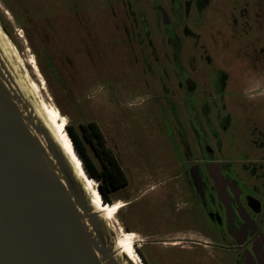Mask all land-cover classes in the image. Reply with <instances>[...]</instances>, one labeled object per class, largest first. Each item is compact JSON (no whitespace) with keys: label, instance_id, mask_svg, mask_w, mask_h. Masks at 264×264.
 Listing matches in <instances>:
<instances>
[{"label":"flooded vegetation","instance_id":"obj_1","mask_svg":"<svg viewBox=\"0 0 264 264\" xmlns=\"http://www.w3.org/2000/svg\"><path fill=\"white\" fill-rule=\"evenodd\" d=\"M0 1L12 5L14 17L25 26L39 19L51 21L45 14H35L37 0ZM53 1L61 10L66 5L67 12L69 4L70 14L57 19L69 20L66 27L74 24L76 37L84 42L85 32L92 29L85 24V13L72 15L71 7L79 0ZM222 1L121 0L118 9L128 24L123 28L113 15L131 61L141 66V80L155 98L154 111L163 119L157 118L159 133L167 136L174 149L172 158H159L165 173L161 172L158 183L160 196L152 203H158L164 221L156 220L160 223L157 230L136 244L143 264L155 257L173 264H264V124L258 121L264 99L246 97L232 80L231 71L216 68L213 60L218 40L228 39L232 45L225 48L231 49L228 55L240 59L257 78L255 74L264 67V45H260L264 41V0L237 2L243 3L238 14L224 13L219 19ZM55 14L59 15L57 10ZM4 19L0 12V26L9 37L11 24ZM214 19L224 26L217 34L212 33L214 27L211 32L205 27ZM38 37L34 32V38ZM241 47L252 49L243 52ZM68 54L65 50L69 63ZM203 68L205 78L199 80L195 75ZM157 92L162 93L160 99ZM260 94L264 96V88ZM242 135L244 159L234 164L225 157L224 140L231 147L233 138ZM176 167L179 171L175 172ZM196 209L201 210L199 216ZM163 222L172 230L164 231ZM186 224L204 227L205 233L177 229Z\"/></svg>","mask_w":264,"mask_h":264},{"label":"rangeland","instance_id":"obj_2","mask_svg":"<svg viewBox=\"0 0 264 264\" xmlns=\"http://www.w3.org/2000/svg\"><path fill=\"white\" fill-rule=\"evenodd\" d=\"M240 1L242 0H223L219 7L220 17L217 18L225 17L224 13L238 14L243 5H238L237 2ZM244 1L251 4L254 0ZM53 2L36 1L38 12L35 14H45V18L51 21L39 19L31 23V26H25L14 17L12 5H4L0 1V12L4 14L5 22L11 24L9 29L12 35H9L8 39L20 56L19 72L24 78L29 75L28 77L41 87L42 98L50 107L59 109L60 114L65 117L66 127L69 125L79 130L81 124L95 122L102 129L109 147L120 160V165L130 181V185L112 195L114 202L121 201L124 204L115 220L143 240L147 233L157 230L155 228L160 223L156 220L164 221L163 213L157 208L158 203L152 201H156L161 193L158 183L163 177L161 172L164 171L163 162L161 163L159 158L163 161L172 158L174 149L166 139L167 136L159 133L157 118L161 122L163 119L154 111L155 98L150 94L145 81L141 80L144 76L141 66L131 61L132 54L124 47V36L114 22L116 19L122 28L128 26L118 9V2L121 0H79L73 3L72 15L81 16L85 13V24L88 29H92L85 32L84 42L76 37L74 24L66 27L69 20L57 19L62 14H70L69 4L67 12L66 5H63L61 10ZM58 2L61 5V1ZM56 10L58 16L55 14ZM49 26L53 31L49 30ZM205 27L209 32L214 27L215 31L212 33L216 34L217 30H224L220 20L215 19L209 20ZM94 28L97 32H94ZM34 32L39 36L38 39L34 38ZM235 42L234 47L237 50L238 42ZM242 42L246 43L245 40ZM227 45L232 46L228 39L218 40L219 49L213 58L216 68L230 70L232 80L241 87L246 97L264 99L260 94V90L264 88V67H260L259 73L255 74L257 78H254L252 69L248 66L245 68L246 65L236 56L228 55L231 49L225 50ZM260 45H264V41ZM240 49L243 52H251L252 48ZM65 50L70 52L67 55L71 60L69 63L64 55ZM33 62L37 64L40 74L35 71ZM204 73L203 68L195 76L200 80L205 78ZM157 93L160 99L162 93ZM62 109L65 112H62ZM258 121L264 124V109L260 111ZM66 133L69 136L68 131ZM244 137L245 135L234 137L231 147L225 144L224 138L225 157L234 164L244 159L241 151L246 146L241 140ZM70 141L72 142L71 138ZM244 151L249 152V149L245 148ZM176 171H179L177 167ZM130 201L134 203L129 205ZM196 211L199 216L201 210ZM107 224L113 240H116L117 225L112 220H107ZM162 229L172 230L166 222H163ZM177 229H193L205 233L204 227L193 224H186ZM136 250H139L138 247ZM150 264L173 263L171 260L167 262L163 257H155Z\"/></svg>","mask_w":264,"mask_h":264},{"label":"water","instance_id":"obj_3","mask_svg":"<svg viewBox=\"0 0 264 264\" xmlns=\"http://www.w3.org/2000/svg\"><path fill=\"white\" fill-rule=\"evenodd\" d=\"M21 77L0 45V264H135Z\"/></svg>","mask_w":264,"mask_h":264},{"label":"bare ground","instance_id":"obj_4","mask_svg":"<svg viewBox=\"0 0 264 264\" xmlns=\"http://www.w3.org/2000/svg\"><path fill=\"white\" fill-rule=\"evenodd\" d=\"M0 45L3 48L4 53L6 56L9 57L10 60L13 61L16 68L18 69L20 65V56L17 52L16 48L10 43V39L6 37L5 33L2 31L0 26ZM34 58V57H33ZM19 64V65H18ZM34 69L35 71L40 74L39 68L35 62ZM26 71V70H25ZM26 75V78H20L21 85L28 93L34 94L35 98L38 100L37 110L41 115V118L52 132L54 138L61 144L65 153L69 156L78 176L83 181L86 190L88 191L89 195L93 200L94 206L103 213V216L107 220H112L115 225H117L118 237L116 238V245L118 249L127 254L131 260L135 264H143V261L140 259V256L137 255L136 244L140 241L137 238V234L135 232L125 230L118 221L115 220L116 215L119 211L122 210L124 207L121 201L114 202L113 204H109L103 201L102 197H100L96 187L97 182L95 179L90 178L83 166V162L76 153L74 145L70 141V137L66 133V120L65 117L62 116L57 109H52L42 98L41 96V87H38L36 83ZM44 80V79H42ZM54 110V113H53ZM117 218V217H116ZM115 220V221H114ZM144 241V240H143Z\"/></svg>","mask_w":264,"mask_h":264},{"label":"trees","instance_id":"obj_5","mask_svg":"<svg viewBox=\"0 0 264 264\" xmlns=\"http://www.w3.org/2000/svg\"><path fill=\"white\" fill-rule=\"evenodd\" d=\"M62 112H65L63 109ZM76 153L83 162L86 174L98 181L102 199L112 204V195L128 185L120 161L95 122L81 124L79 130L67 125ZM124 228L129 231L128 227Z\"/></svg>","mask_w":264,"mask_h":264}]
</instances>
